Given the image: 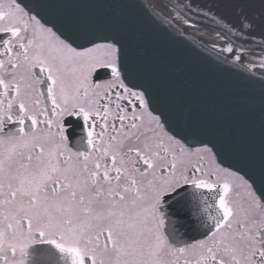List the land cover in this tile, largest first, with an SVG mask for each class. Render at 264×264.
Instances as JSON below:
<instances>
[{"label":"snow or ice","instance_id":"obj_1","mask_svg":"<svg viewBox=\"0 0 264 264\" xmlns=\"http://www.w3.org/2000/svg\"><path fill=\"white\" fill-rule=\"evenodd\" d=\"M139 7L203 20L216 62L264 69V0H235L231 23L192 0H165L172 20ZM33 10L0 0V264H264V187L216 163L199 130L215 111L160 103L123 12L57 35Z\"/></svg>","mask_w":264,"mask_h":264},{"label":"water","instance_id":"obj_2","mask_svg":"<svg viewBox=\"0 0 264 264\" xmlns=\"http://www.w3.org/2000/svg\"><path fill=\"white\" fill-rule=\"evenodd\" d=\"M19 2L22 6L34 9L30 13L52 27L58 35L66 31L65 27L83 20H116V15L123 12L127 22L133 26L129 37L134 49L132 55L137 54L145 59L155 80L160 103L170 105L176 99H181L178 109L181 120L186 113L201 105L206 106L209 112L214 110L215 114L206 116L199 130L210 134L218 143V162L227 167L234 166L229 167L234 171L242 169L238 173L242 176L247 173L252 178L249 182L255 181V188L264 187V99L260 94L263 80L245 69L237 71L219 64L211 57L210 49L177 32L154 15L149 19L139 7L143 4L140 0ZM166 2L169 5H180L184 0ZM192 2L211 8L212 12L224 16L228 22H234L230 5L235 0ZM128 3L137 7L132 9L124 6ZM193 22L215 35L211 31L212 25L199 19ZM258 72L264 73L261 70ZM191 145L201 144L193 141Z\"/></svg>","mask_w":264,"mask_h":264},{"label":"bare ground","instance_id":"obj_3","mask_svg":"<svg viewBox=\"0 0 264 264\" xmlns=\"http://www.w3.org/2000/svg\"><path fill=\"white\" fill-rule=\"evenodd\" d=\"M140 1L143 4L156 5L157 6V10L163 12L164 19H166V20H172V17H174L176 15V13L172 10L171 7L164 8L163 7V3L164 2L161 1V0H140ZM193 23H195V22H193ZM196 25H197V27H190L188 25H185L183 23L182 19H176V20H172V24L169 25V26H171L174 30H176L177 32L181 33L182 35L192 39L193 41L201 44L202 46H204V47H206L208 49H211V46L214 43H219L221 45L223 44V41H220L216 37V35H213L212 33L207 31L203 27L199 26L198 24H196ZM89 46H91V45H89ZM251 59H252V62H253V64L255 66L254 67L250 66V67H248L245 70H247L248 72H250L251 74H253L257 78H259V79L264 81V76L258 72V70H261V71L264 72V69H262L259 66L260 57L255 52H253L252 56H251ZM227 168H229V167H227ZM230 170H232V169H230ZM232 171H234V170H232ZM237 174L241 175L238 172H237Z\"/></svg>","mask_w":264,"mask_h":264},{"label":"flooded vegetation","instance_id":"obj_4","mask_svg":"<svg viewBox=\"0 0 264 264\" xmlns=\"http://www.w3.org/2000/svg\"><path fill=\"white\" fill-rule=\"evenodd\" d=\"M30 15H33L32 13H30ZM38 19V18H37ZM39 20V19H38ZM41 22V21H40ZM41 24H43L42 22H41ZM43 26L44 27H48V26H46V25H44L43 24ZM58 35V34H57ZM92 46V45H91ZM91 46H88V47H91ZM78 51H83V49H80V48H78L77 49ZM75 133H78V129L77 130H74L73 128H69V134L70 135H73V134H75ZM191 147L192 148H202L203 147V145H191ZM205 163L206 164H210V161H208L207 159L205 160ZM216 163L217 164H219L221 167H223V168H227V167H225V166H223V165H221L219 162H218V160L216 159ZM230 170V169H229ZM230 171H232V170H230ZM237 175H239V174H237ZM239 176H241V175H239ZM195 233H189V236H191V235H194Z\"/></svg>","mask_w":264,"mask_h":264}]
</instances>
